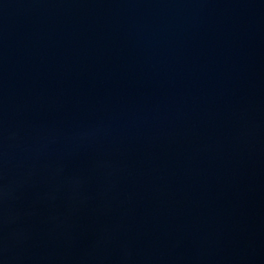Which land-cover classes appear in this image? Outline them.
Returning <instances> with one entry per match:
<instances>
[{"label": "water", "instance_id": "1", "mask_svg": "<svg viewBox=\"0 0 264 264\" xmlns=\"http://www.w3.org/2000/svg\"><path fill=\"white\" fill-rule=\"evenodd\" d=\"M0 264H264V0H0Z\"/></svg>", "mask_w": 264, "mask_h": 264}]
</instances>
